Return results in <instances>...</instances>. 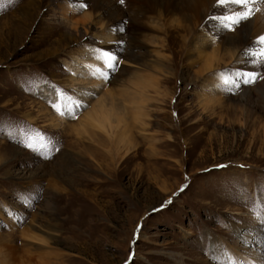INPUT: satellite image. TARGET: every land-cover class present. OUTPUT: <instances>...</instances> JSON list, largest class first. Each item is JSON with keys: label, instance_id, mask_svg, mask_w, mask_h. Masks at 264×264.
Listing matches in <instances>:
<instances>
[{"label": "rangeland", "instance_id": "obj_1", "mask_svg": "<svg viewBox=\"0 0 264 264\" xmlns=\"http://www.w3.org/2000/svg\"><path fill=\"white\" fill-rule=\"evenodd\" d=\"M67 1L92 16L79 32L65 0L0 6V264H264V75L232 94L224 69L192 61L179 15L139 38L128 13L118 71L105 81L103 62L88 63L100 78L85 80L73 68L118 42L91 1ZM135 92L137 118L122 101ZM66 97L87 105L76 119L56 111ZM105 97L124 108L119 127L78 134Z\"/></svg>", "mask_w": 264, "mask_h": 264}, {"label": "bare ground", "instance_id": "obj_2", "mask_svg": "<svg viewBox=\"0 0 264 264\" xmlns=\"http://www.w3.org/2000/svg\"><path fill=\"white\" fill-rule=\"evenodd\" d=\"M78 1L82 2L86 0ZM89 1H91L90 3L93 4L92 6H94L95 12L101 13L99 19L104 20L105 26L108 29V31H106L111 34L112 37L110 38H114L115 42L120 41L118 32L125 25V21L129 17L128 13L130 14L129 19H131L130 24L134 29H136V26L139 30V38L144 37V34L151 30L149 27L150 22H153L156 19H162L163 16L175 17L176 15H179L182 22L184 23V27L186 29L185 32L188 35L186 40L188 39L189 35L191 36V38L195 37L196 51L194 56H196V58H194L193 56L192 61L197 63L205 60L203 71H210L213 69H217L220 71L221 69L226 70L225 63L228 58L231 62H235L238 65L240 64L238 70L244 73H261L264 75V61L257 60L254 63L250 56L244 55V50L246 48H254L252 44L253 40H255V38L258 36L264 35V5L260 7L259 11H255L254 9V15L248 21L242 23L239 30L233 33L222 30L220 27H218V24L216 22L209 19V17L221 16L224 12L223 8L217 6L216 0H125L124 4H121L119 0ZM59 6L61 8L64 21L66 23H70L72 31L79 32V28L82 26L85 27V25H87L86 22H88L92 18V16H89L87 14L82 15L80 18H74L73 13H71V3L67 0H65V2ZM52 11L55 13V10ZM70 16H72L71 19ZM79 19H83L82 22H79ZM182 29H177L175 31L178 37L182 34ZM86 31L88 32V30ZM103 34L104 36L106 35V33H102V35ZM70 38H72L71 35ZM140 46L146 48V43H141ZM182 47L183 44L181 48ZM132 49H135V47L133 46ZM100 50H104L110 53L113 52L116 53V55H120L119 52L121 51V47H119L118 43H116V45H113L111 47H104ZM116 50H118V53L116 52ZM128 57H130L129 54ZM87 59H89V61L91 62H87L88 60L82 61L85 68L87 69L86 71L81 70V67L73 68V72L77 73L79 71L83 74L85 80L88 78L87 76L89 74H95L92 71V68L94 67L89 68L88 63H94L97 66L102 64H100L99 61L96 60L92 55ZM129 59L130 61L134 62L138 60L137 58ZM238 60H242L241 63H239ZM69 68H72V66H69ZM95 75H98V78H100V74L96 73ZM94 78H91L90 80L96 81ZM90 83H92V85L94 86L96 85V82L90 81ZM95 88L98 87L95 86ZM79 93L81 94V92ZM122 95L123 102H126L127 105L131 107H135L134 110L136 111L134 115L137 118L139 116L138 113H140V110L137 109H139V107L142 106V104L145 102V99H143V93L135 92L133 95L127 93ZM106 100H109V106L100 104L99 102V104L97 103V107H92V110L90 112L91 114L87 112L88 117H86L90 122L78 125L79 128L77 127L76 129L78 134L82 132L86 133V128L90 127H93V129H100L105 133V126H109L108 128L111 130L119 127L120 123L123 121L122 118L124 116V111L122 110H124V108H122L123 106H116L112 100V97L110 99L105 97V101ZM119 114H122L123 116L120 117L118 116ZM92 118L93 121L95 118L97 119V121L93 122ZM113 121H115L117 125H114L112 123ZM123 138L124 137H122V139ZM220 243V240H213V245L216 247L217 253H221Z\"/></svg>", "mask_w": 264, "mask_h": 264}, {"label": "snow or ice", "instance_id": "obj_3", "mask_svg": "<svg viewBox=\"0 0 264 264\" xmlns=\"http://www.w3.org/2000/svg\"><path fill=\"white\" fill-rule=\"evenodd\" d=\"M6 2L11 4L14 3V0H6ZM119 2L124 4L125 0H119ZM2 3L3 0H0V6H2ZM216 4L218 7L223 8L224 12L221 16H213L209 17V19L216 22L218 27L222 30L234 33L239 30L242 23L248 21L254 15V9L255 11L260 10V7L264 5V0H216ZM87 8V3H84L81 5L80 10H87ZM120 31H123V29L121 28ZM252 44L254 48H246L244 50V55L250 56L254 63L257 60L264 61V35L256 37ZM118 46L123 47V42H118ZM97 53L95 58L103 62V67L105 69V71L101 73V78L108 81L111 79L112 75L118 71L123 60L115 53L106 52L104 50H97ZM217 75L221 84L227 86L226 90L232 94H235L233 89L239 90L242 84L250 85L255 83L257 79L255 73H244L238 69H226ZM69 101H71V97H66L63 109L57 107L56 111L61 116L67 115L71 119H76L78 115L77 110L81 107L86 108L87 105H82L79 101H71L74 107H70ZM25 147L30 150H36L32 148L31 144H26ZM257 220L260 226L264 228V215H258ZM230 264H248V262L232 257L230 258Z\"/></svg>", "mask_w": 264, "mask_h": 264}]
</instances>
